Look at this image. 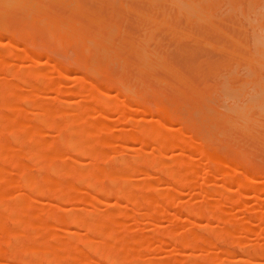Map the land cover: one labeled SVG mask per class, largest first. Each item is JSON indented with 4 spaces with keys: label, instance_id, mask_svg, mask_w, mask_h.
Segmentation results:
<instances>
[{
    "label": "rangeland",
    "instance_id": "obj_1",
    "mask_svg": "<svg viewBox=\"0 0 264 264\" xmlns=\"http://www.w3.org/2000/svg\"><path fill=\"white\" fill-rule=\"evenodd\" d=\"M1 1H2V5H4L3 4L4 0H1ZM20 1H22L20 3L21 7L18 6L20 4H18L17 2H15L13 0H11V1L6 0V2L9 3L8 4L9 7L6 5H4L6 8L3 6H0V21L3 20L2 22H0V24L2 23L3 25H5V26L0 25V31H2V32H0V41L3 40V41H1V43H4L5 45H7L6 43L12 44L13 47L16 49V51L19 50L18 47L20 45V51H18L19 53H23V52L27 53L28 50H35L34 48H36V51H37V48L39 49L41 47V45H42V47H43V45H45L44 51L45 50L46 51L45 52L42 51L43 48H42V50L39 49V51L40 52L42 51L41 52L42 54L40 53L41 56L43 55V56L47 57V59L49 61L48 62L49 65L40 64V66H38V68H42L41 70L47 71V70L51 69V68L48 69L50 67V64H55V63L58 64L59 63L58 65L64 66L68 69L69 79L67 81H64L65 82L64 89H68V90L71 89L69 91V93H67V97H69V99H70L69 100L70 103L68 104V106H70L69 108L71 110H75L80 104L84 103V100H80V98L78 97V90L74 85V84H76L75 82L78 79H82L83 77L86 79L88 77L86 79V81H88V79H89L90 80V82L88 81L89 83H91V84L94 83L93 85H96L99 87L101 85H103L102 84L103 82L101 83L97 76L94 77V75H92V72L88 71L89 74H87L86 71H81V69H83V68H81L79 66L76 67L77 66L76 64H74L76 66H73L72 63L70 62L72 59H69L68 50H70L69 51L70 58L73 57V54H74V56H76L75 58L73 57L72 62H74V61H76V58H78V59L80 58L79 57L80 56V54H79L80 50L79 49H81V51L82 50L85 51V54L87 55V57H85V60L87 61V63L89 65H94V66L98 65L96 67L101 66L100 69L98 68L102 77H103V78L102 77L101 78L106 79L107 81H109V79H111L112 81L111 80H110L111 82L109 81L110 85L113 84L112 82L120 80L127 88L130 89L131 92L134 91L133 92L134 95L136 94L138 97L139 96H141V97L145 96L143 98H145L147 100L148 104H150L151 106H153V105L160 106L158 104V102H159L162 104L163 107H166L167 109H170L172 107L169 111L170 112L174 111V112H172V114L174 113V115L176 116L173 118V120H174V123H172L173 128L176 127L175 129H177V130L179 128L180 132H181V130L183 131L184 136L187 137V135H188V137H191L192 139H196L195 141L198 140L200 142L203 138V135L206 134L204 137H206V139L208 137L211 139H209V141L202 140V142H204L203 143L204 145L210 146V148L215 150L219 155H222L223 157L229 159L228 161H234V162H238L239 164H243L242 165L243 168L250 171L254 176H256V177L259 175L263 176V178H260L261 180L259 178H253L255 181L258 182L256 185L257 189L255 188V190L250 189L249 187H247V185L236 189V186L234 187V184L233 185L228 184V185H230L228 190L231 194H234L233 196L235 198V201L234 202H220V200L215 199V198H217V196H213L212 192L224 190V187L222 184H225V183H223L225 181V179H224V177H222L221 171L220 170L219 171H213L212 170L213 171L212 174H210V172H212V171L207 173V170L205 169V167L207 166L206 162H205L206 160L202 159V158H204L202 156H201L202 158H200V156L198 157V154H197L198 152L194 151V153H191L193 155L188 154V158L189 159L191 158L190 161L191 162L193 161L194 163H196L198 161V159H199V161H198V165H196V166L192 165L193 162L191 163V165L189 167V169L191 171V173L189 174V176H190L189 181L187 183H185L184 185L171 184V187H175L176 189H178V193L180 195L176 196L177 199H174L170 204H163L159 199H156L157 206L162 205V207L164 208V210L166 212L165 218L163 216L161 219H158L157 222L151 221L152 222L151 223V222L147 221L148 219H145L143 216H141L142 215L141 212L139 210L137 212L136 208L134 209L132 204H129V203L124 204V203H122L123 201H120L119 199L115 198L114 196L95 195L94 198L96 201L88 199V201L85 200L83 202L66 201V202H57V203H55L52 200L45 199V198H32L29 201L31 203L32 207H35V208H37V207H50L53 209V204H55L58 207L56 213H58L61 216L68 215L69 213H71L73 211L81 210V211H77V213H79L81 215H86L89 218H99L102 215L112 214V213H116L117 211H120V214L115 216L114 220L121 227L120 235L122 236L124 244H123V248L118 250V254L121 255L120 258L123 260L124 264H128V263L141 264L140 262H143V261H146V262L150 261L151 263H154V260L155 261L158 260L159 264H184V262H182L181 260L183 258H186V256H191V258L193 256H194V258H196V256H199V255L212 256L211 254H213V252L216 253V255H214L215 257L217 255L220 257L221 260L219 262L222 261L226 264H238L239 263L237 261L238 258L245 259V257H246L245 255L247 253H249L248 247L251 248V246H252V247L258 249L259 247H257V246H259V244L263 245L264 244L263 243L264 242V221L263 220L260 221L261 217H259L260 216L259 213L261 214V216L264 219V193H262L264 191V148H263L264 147V144H263L264 143V138H263L264 137V120H262L264 118V115H263L264 114V112H263L264 107H261L260 104L258 107V103H260V102H258V100L261 101L262 106H264V102L262 101V99L264 100V92H263L264 91V89H263L264 88V85H263V81H264V79H263L264 78V69L263 68H264V66H262V65H264V57H262V56H264V54H262V51H261V48H263L262 50L264 53V44H262V43H264V38H263L264 37V17L262 18V16H264L263 15L264 14V12H263L264 11V1L263 0H229V1L228 0H215V1L214 0H189V1L184 0L186 2L185 3V2H178V1L174 0V2L176 1L175 3L178 4L177 6H179V9H177V7L173 8L172 5L176 6V4L172 3L173 1L171 2L170 0H156V1H154V0L153 1L152 0H145V1L144 0H139V1L135 0L136 2L132 1V0H123V1L122 0H107V1L106 0H103V1H101V0H96V1L95 0H90V1L89 0H69V2H71V4L64 3V2H67V0H63V1L60 0L63 3H61L59 0H57L59 2H56L55 0H53L56 3L53 2L52 0H18V2H20ZM167 1L169 4L167 3ZM190 1H192L194 4L199 3L198 6H200L201 8L198 7L197 5H193V3ZM203 1H204V3H206V5L203 4ZM227 1H228V3L230 2L229 4L233 7V9H231V6L228 5ZM261 1L263 2V5H262ZM34 2H35V4H34ZM75 2H76V4H75ZM154 2H155V4H154ZM200 2H202V3L200 4ZM90 3H92V4H90ZM100 3H101V5H100ZM223 3H225V4H223ZM250 3H251V5H250ZM14 4H16V5H14ZM22 4H24V5H22ZM32 4H34L35 6H32ZM61 4L64 6H62ZM106 4H107V6H106ZM128 4H130V5H128ZM151 4H153L154 6ZM170 4H172V5H170ZM187 4H189V5L187 6ZM254 4H256V5H254ZM25 5H27V7ZM40 5H43L44 7L45 6L46 7L43 9V7ZM67 5L68 6H71V5L76 6V8H74V9H76V11L75 10L71 11V9H73L72 7H69L70 9L69 8L64 9L65 6H67ZM119 5L124 6L126 9L124 7L121 8ZM243 5H245V6H243ZM10 6L11 7L13 6V8H11ZM30 6H32V7H30ZM39 6L41 9L39 8ZM60 6H62V7H60ZM193 6L195 8L197 7L198 12H197V9H195ZM14 7H16V8H14ZM86 7H88V8H86ZM98 7H99V9H98ZM116 7H117V9H116ZM180 7H181V9H180ZM243 7H244V9H243ZM9 8H11L13 10H11ZM31 8H33V10H35V8H37L36 9L37 12H35L36 10L34 12L31 11L32 10ZM100 8H101V10H100ZM110 8H111V10H110ZM127 8L129 10L130 9L131 10L129 11ZM260 8H261V10L258 11V9H260ZM25 9H26V13L24 11ZM77 9H78V11H77ZM97 9H98V11H97ZM167 9H168L169 13H167V11H166ZM86 10H87V12H86ZM89 10H90V13H89ZM93 10L96 12H94ZM125 10H127V11H125ZM171 10H172V12H171ZM177 10H178V12H177ZM241 10H242V14L244 15V17L245 16H247V17H245V18L243 17V15L241 14ZM246 10H247V12H246ZM248 10L250 13H248ZM132 11H135L137 14L135 12L134 13L136 15L133 14ZM199 11H201V13H203L202 11H204L205 16L202 15ZM232 11L234 12L236 17H238V18L240 17V18L236 19L233 16L234 14H232L233 13ZM237 11L239 12L240 16L238 15ZM255 11L257 12V14H255L256 13ZM140 12H142L141 13L142 15L140 14ZM152 12H154V13H152ZM194 12H195V16L198 15V16H201V18L199 17L200 18L199 19L197 17V19H194L195 18V16L193 15ZM207 12H209L212 17ZM216 12H217V15L215 16ZM2 13H3L4 17L2 16ZM31 13H33V14H31ZM206 13L210 17L209 19H212V20H208V18L205 19L207 16ZM227 13H228L229 17L224 16V15H227ZM258 13L261 14L262 16L258 15ZM6 14H7V16H5ZM81 14H82V16H81ZM93 14H94V16H93ZM118 14H119V16H118ZM126 14H128V16ZM253 14H255V15H253ZM30 16L32 18L31 21L29 20ZM120 16H121V18H120ZM178 16H180V17H178ZM186 16L190 17V18L192 16V19L189 20ZM256 16H257V18H256ZM100 17H102V18H100ZM142 17H144V19H142ZM147 17H149L150 20H153L154 22L156 21V23H154V25H153V21L150 22V20L147 19ZM218 17H220L222 19H220ZM103 18H104V20H103ZM26 19H28V21H30L29 23H30V26H32V27L26 26V25H28V21ZM43 19L44 20L47 19V20H45V22H44ZM201 19L205 20V22L211 21V24L216 26L215 27L216 29L218 27L219 30H214L215 28H212V26L209 25L210 22H208V23L206 22L204 25V21L202 22ZM39 20H43V21H39ZM59 20H61V21H59ZM101 20H103V22ZM147 20H148V22H147ZM198 20H200V21H198ZM216 20H218V21H216ZM219 20H220V22H219ZM38 21L42 22V23H38V25H37ZM158 21H159V24L162 22H163V24L166 23L165 24L166 26L162 24L165 27H163L161 25L162 27L160 28V25L157 23ZM196 21H198V22L196 23ZM35 22H36V24H35ZM97 22H99L100 25H96ZM238 22H240V23H238ZM258 22H261V23H259V25H257ZM54 23H56V24H54ZM63 23H64V25H63ZM77 23H78V25L76 26ZM251 23L255 24V25H252ZM9 24H11V25H9ZM46 24H48V25H46ZM68 24H69V27H68ZM70 24H71V26H70ZM112 24H114V25H112ZM39 25L40 26L43 25L42 27L45 26L44 31L47 32V35H46V33H45V35L42 34L43 31L41 29H43V28L40 29V27H38V28H39V31L40 30L41 31L38 34V31H37L38 28L36 30V27ZM49 25H51V26L53 25L54 27H56V25H58L56 27V30L57 31L60 30V33L61 34L63 33V36L74 35L73 36L74 39L72 37H70L74 40V42L76 40H79L80 37L84 34H85L84 36L87 37L90 42L88 43L87 39H84V41H82L83 43L79 45L80 47L76 46L79 49H76L74 46H73L74 48L71 46V44L73 43V40L69 39V41H68V43H70L69 46L67 45L66 48H63V47H65V44H64L65 42L64 43L62 42L64 45L62 43L60 44L49 36L48 30H47V26L49 27ZM60 25H62L61 26L62 28L60 27ZM169 25H170V27H168ZM240 25H241V28H240ZM247 25H248V29H247ZM250 25L252 26L253 29L251 28ZM256 25L258 26V28L256 27ZM51 26H50L51 29H55V28H53V26L52 27ZM113 26L115 27V31L111 30L112 28H114ZM137 26H139V29ZM249 26H250V28H249ZM70 27L72 29H70ZM107 27H109V28L106 29ZM259 27H261L262 29L260 30ZM23 28L24 29L28 28V30H24ZM65 28H67V29L65 30ZM101 28H102V30L100 31ZM117 28H118V30H116ZM171 28H173V29H171ZM243 28L245 29V32H244ZM255 28H257V29H255ZM29 30H31L32 32ZM78 30H79V32H78ZM151 30H152V32H151ZM154 30H155V32H153ZM221 30L223 31V34H221L222 33ZM251 30H252V32H251ZM259 30H260V32H258ZM262 30H263V35H261ZM11 31H13V33ZM24 31L26 34H24ZM72 31L75 32L76 36H75V34H72ZM131 31H132V33H131ZM146 31H148V32H146ZM218 31H221V32L219 33ZM20 32H21V34H19ZM33 32L38 34V36H40V34H42L40 36V39L38 36L36 37V34L34 36ZM65 32H67V34ZM122 32L125 35H123ZM182 32H184V34H182ZM253 32H255V33H253ZM5 33H7L8 35ZM29 33H31V34H29ZM69 33H71V34H69ZM227 33H228L227 36H230L232 40L238 42V45H239V43L241 45H243L244 49L242 46L241 47H240V45L237 46L236 45L237 43L228 39V37L225 36V34H227ZM12 34H14V35H12ZM117 34H118V36H117ZM101 35H103L104 39L99 38ZM13 36L15 37V39ZM78 36H80L79 39H77ZM260 36L262 39L259 38ZM149 37H150V41L152 40L151 43L147 41V39H149ZM27 38H30L27 40L28 41L27 43L31 46L32 49L29 48L30 46L28 47L27 43H24ZM31 38H33V39H31ZM105 38H106V40H105ZM182 38H184V39H182ZM43 39H44V41H43ZM97 39H99V40H97ZM141 39H143V40H141ZM20 40H22V41H20ZM121 40L124 42H122ZM262 40H263V42H262ZM10 41H12V42H10ZM103 41H105V42L107 41L106 42L107 44H105V42H103ZM145 41L148 42V44L147 43L143 44V42L145 43ZM13 42L16 44H13ZM21 42H23V43H21ZM53 42L55 45L53 44ZM79 42H80V40H79ZM108 42L110 45H108ZM158 42H159V44H158ZM68 43H66V44H68ZM93 43L99 44L104 48L98 47L95 44L93 47L92 46ZM138 43L140 44V46ZM205 43H208L207 44L208 46H206ZM51 44H53L54 46L53 45L50 46ZM88 44H89V46H87ZM14 45H16V46H14ZM26 45H27L28 49H27ZM72 45H74V43ZM82 45L84 48L82 47ZM123 45H125V46H123ZM216 45L219 46L220 48H217ZM47 46H49L48 51H49L50 55L47 54L48 51H47V48H45ZM60 46H62V47H60ZM91 46H92V48H91ZM210 46H212L213 48L210 49L209 48ZM8 47L9 46H3L0 49H3V48L8 49ZM56 47L58 48V52L60 50H63L61 53H63L66 49L67 52L65 51L66 54H65V52H64V54L67 56L64 55L65 57L64 56L62 57L63 54H61L60 52L57 53V55H54L56 53V51H55V49H57ZM96 47H98V49H101V51H103V52H101L102 53L101 56L94 57V52H96L95 50H97ZM245 47L248 49L246 50ZM257 47H258V49H257ZM141 48H142V50H141ZM151 48H153L154 52L152 50H150ZM93 49H95V50H93ZM103 49H105V50H103ZM120 49H122V51ZM127 49H129V50H127ZM86 50H89V51L86 52ZM130 50H131V52H130ZM256 50H258V52ZM51 51H53V52L51 53ZM106 51L109 55L106 54V56H105L106 59H105V58H103L104 57L103 54ZM227 51H229V52H227ZM156 52H157V54H155ZM113 53H114V55H113ZM143 53L144 54L147 53V54L143 55ZM149 53H150V55H149ZM232 53H234V55ZM77 54H78V56H77ZM138 54H140V56H137ZM254 54H259L258 57H260V58L256 57L257 55H254ZM261 54H262V56H261ZM252 55H254V58ZM43 56L41 58H39V61L41 63H42V61L43 62L47 61V59L45 57L43 58ZM56 56H58V57L56 58ZM107 56L109 58L111 57L110 58L111 61L107 58ZM143 56H144V58H143ZM238 56L239 57L242 56V58H239ZM91 57H92V59L90 60ZM138 57L141 58L143 61L141 59H139ZM158 57H159V60H161V58H162V62L158 60ZM113 58L115 59L114 61H113ZM243 58L244 59L246 58L247 60H243ZM52 59H53V63H52ZM116 59H118V60H116ZM119 59L121 61H119ZM146 59H147V61H146ZM249 59H251L250 60L251 62L248 61ZM259 59L263 60V63ZM61 60H63L64 63ZM68 60H70V61L68 62ZM149 60H151L152 62ZM103 61H104V63H103ZM139 61H141V63ZM66 62H67V64H66ZM145 62L147 63L148 67H152L153 71L151 69H149L147 66H145L146 65ZM28 63L29 62L20 63L17 60H9V69L13 73H14L15 69H19V71H22V69H20V67H24L25 64L28 66L29 65ZM258 63L262 64V65H258ZM247 64H248L250 70L248 69ZM26 65H25V67H26ZM236 65H238V67H235ZM256 65L259 66L260 68H258ZM108 66L110 68H108ZM142 66H143V68H142ZM158 66H159V68L157 69ZM120 68H121L122 72H121V70H119ZM144 68H146V69H144ZM164 68H165V70H164ZM136 69H138V70H136ZM168 69H169V71H166ZM224 69H225V71H224ZM241 69H243L244 73H242L243 71ZM247 69L249 72L250 71L251 72L247 73L246 72ZM261 69H263V70H261ZM70 70H72V71L70 72ZM83 70H85V69H83ZM112 70H114V71H112ZM76 72H78V73H76ZM168 72H170V74ZM223 73H225V74H223ZM246 73L248 76L251 75V73H252L253 75L256 76V78L252 77V76H251L252 78L250 76H249V78H247L248 76L246 75ZM231 74H235L236 76L231 77ZM52 75L53 74H51V72L49 75H48V73L46 74V76L50 77L51 82L56 81L58 78L55 76H52ZM134 75H135V77H134ZM221 76H222L221 79H223V80L220 79ZM223 76H227V77H223ZM228 76H230L231 78ZM106 77H108L109 79ZM151 77H153L152 80H151ZM243 77L247 78L246 81H245V78H243ZM0 78H1V76H0ZM227 78L229 81L227 80ZM250 78H251V80H250ZM2 79H4V78H2ZM5 79H6V77H5ZM7 79H8V77H7ZM73 79H75V80L77 79V80L73 81ZM213 79L215 82H212ZM82 80H84V79H82ZM158 80H160L161 82H159ZM226 80L228 81L229 84L227 83ZM132 82H134V83H132ZM184 82H185V84H183ZM250 82H251V84H250ZM100 83H101V85H100ZM243 83H244V85L239 86L240 84H243ZM245 83H248V84H245ZM252 83H254V84H252ZM255 83H256V86L253 87L255 85ZM106 84L108 85V82ZM140 84H142V85H140ZM147 84H148V86H147ZM221 84L223 85V87ZM107 85L101 86L102 87L101 93H103V92L109 93V95L112 93L113 96H115V97L117 96V94H119L117 97L119 100H126V101H129L131 103V105L133 104L132 97L130 100L129 99L130 97H128L127 95H124V93L122 92L125 88H123V87L120 88V87H117L113 84V86L115 88L112 87V89H111L109 87L110 85H108V86ZM129 85L131 86V88ZM168 85H170V86H168ZM184 86H185V88H184ZM262 86H263V88H262ZM229 87H231L230 88L231 90H227ZM20 88H21L20 85L17 84V90H20ZM252 88H254V90ZM131 89H133V90H131ZM213 89H215V90H213ZM233 89H235V90H233ZM236 89H238L240 91L238 92V90H236ZM248 89H249V91H248ZM250 89H251V92H250ZM258 89H259V91H258ZM113 90L114 91L116 90V91L114 92ZM222 91H223V94H222ZM254 91L256 93H254ZM196 92L200 98L197 96ZM199 92L202 94H200ZM241 92H243L242 93L243 96H242ZM47 93L45 92V94H44V92H43V95H41L42 93H40L39 96H38V94H33V96L30 97L29 99L20 101V104L28 106L31 104L33 105L35 103H38L41 100L43 101L44 95L47 94L46 97L48 95H50L49 92H47ZM179 93L183 94V97L182 96L180 97ZM210 93H212V94H210ZM253 93H254V96H253ZM120 94L123 97H120ZM208 94H209V97H208ZM239 94H241V96ZM155 95L158 97L157 100H156V98L155 99L153 98V97H156ZM260 95H263V96H260ZM52 96H53V94H51V96H48V97H52ZM149 96H151V97H149ZM42 97H43V99H41ZM147 97L151 98L152 101L154 102V104H153V102L150 103L151 99H147ZM204 97L205 98L207 97L206 98V100H208L206 102L207 105L205 103L206 100ZM214 97H216V100L214 99ZM241 97H243L245 99H243ZM120 98H122V99H120ZM165 98H166V100H165ZM248 98H249V100H248ZM250 98H252V99H250ZM163 99L165 101H168V103L166 102L167 103L166 104L165 102H163ZM169 99H170V102H169ZM179 99H181V100H179ZM212 100H213V102H212ZM247 100H248V102H247ZM208 103H211L212 105L209 104V106H208ZM224 103L228 107L226 105H222ZM249 103L253 104L254 109L251 108L252 105H249ZM168 104L170 106H167ZM197 104H198V107H197ZM213 104H215V106ZM184 105L188 106V107H185ZM200 105L202 107L204 105L205 106L202 108ZM242 105H244V106L242 107ZM245 105H246V107H245ZM221 106H223V107H221ZM249 106H250V108H249ZM183 107H185V108H183ZM206 107H208V108H206ZM240 107H242V108H240ZM183 109H184V111H187L188 114H184L185 112L183 111ZM190 109H192V110H190ZM210 109H212L214 111H212ZM229 109H231V111ZM256 109H257V111H256ZM123 110L128 111V113H130L127 107H123ZM241 110H242V112H240ZM246 110H247V112H245ZM189 111H191V112L189 113ZM195 111H197V112L195 113ZM180 112H182L183 114ZM204 112L206 113L205 115H204ZM258 112L259 113L262 112L261 113L262 115L260 116ZM3 113L8 114L9 112H8V110H6V111H3ZM110 114H108L107 120H104V122L106 123L107 131H109L108 133L109 134L111 133V137L113 139L111 138V141L107 146L98 147L97 145H95V148L97 150V154L94 156L93 160L90 161L86 157H80L79 156L75 160L76 163H78V164L75 163L76 165H74V166L72 165L70 168L66 164L67 160L64 161V158L66 156H68V152L61 151V149H59L57 147V145L54 143L55 133L53 134L50 132H43L42 134L36 135V133H35V134H33V136H29L28 130H21L20 128L19 129L14 128L10 132L1 131V137L3 140H5L7 142H11V141H13V139L15 140L18 136H27L28 139L33 140V141H31V144H33L32 146H33L34 150L37 151L36 157H38L39 154L44 153L46 156L44 158L45 162L47 163V165H49L53 169H59L60 171H63V170H69V169L73 170V168H75L76 170H78V169L84 168V165L86 163L91 162L94 164L93 165L94 170H95L94 172L97 176L100 175L102 172H106L107 175H111L114 178L122 179L121 182L117 183V185L119 187L124 186L127 181H133V182L143 181L145 183H148V185L150 186V189H152V187H153V189H158V190L161 187H163V189H165V187H167V184L163 183L164 185H162V184H160V182H158V183L155 182L156 181L155 177L158 176L159 178H161L162 175L160 176V174H158V172H156L155 170L142 169L137 164L138 159L136 156L139 155V153H140L139 156H142V157L143 156L151 157L152 155H157V151H156L155 147L152 144H150V145L143 146V147L139 148L140 145H138V143H135V142L133 143L132 141L126 142L125 140H121V139L117 138L119 136V134H121V131L130 132V128L132 131L133 127H131V126H134V124L133 125H130V124L132 123L133 120L140 119L141 116L140 115L137 116V113H135L133 116L134 119H132L130 121V123H127V119H125L126 120V122H125L121 117L117 118L115 116V114L114 115L113 114L110 115ZM199 114H201V115L203 114L205 117L202 116L203 117L202 118L201 115H199ZM218 114H222L223 117L221 115H218ZM244 114H246V116H244ZM218 116H221V117H219V119H218ZM224 116H226V119L224 118ZM254 116H255V118H254ZM183 117H185L186 119L185 118L183 119ZM194 118L195 119L198 118V119H196L197 121L194 120ZM246 118H248L249 120H247ZM41 119L42 118L40 116H37V115L31 116L30 119L26 118V120L29 122V124H32V125L35 123H37V124L40 123ZM145 119H146V123H148V124H155L156 121L158 120V118L153 114L145 117ZM179 119H183L184 121H181ZM220 119H223V120L220 121ZM53 120L55 122H59V123L63 122V119H61V118L60 119H53ZM99 120H100V118H97L95 114H89V116L84 118V121L75 120L73 122V124L74 125L79 124L83 130H86L85 129L86 124L96 123ZM202 120H204V121H202ZM227 120L229 121L230 124H231V122H233V124H234V122H236L238 124H236V126L235 125L227 126L229 124V123L225 122ZM230 120H231V122H230ZM251 120H254V122L253 121L249 122ZM183 122H184V124H182ZM259 122H261V123H259ZM133 123H134V121H133ZM251 123L253 124V126H251ZM239 125H241L244 129L246 128L245 131L248 130V133H247V131L246 132L242 131L244 129H242L241 126H239ZM202 127H203V130H205L204 132L201 130ZM233 127H235V128H233ZM237 127L240 128V130ZM214 128L217 130V132L214 131L215 130ZM190 130L191 131L193 130L194 132H191ZM186 131L188 132V134H186L187 133ZM201 131L204 134H202ZM206 131H209V133H210V131H213V132L210 133L209 136H207L208 132H206ZM88 132H89L88 133L89 139H96V137L102 136L104 133L103 130H98V128L91 129ZM174 132H176V131H174ZM223 132H224V134H222ZM197 133L201 134L202 136H199V134H197ZM220 133H221V135H220ZM249 133L251 135H249ZM256 133L259 135H257ZM117 134H118V136H117ZM218 134L220 137L218 136ZM261 134H263V135H261ZM231 139H233L234 141ZM114 141H115V143H114ZM224 146H226L227 148L222 150V148H224ZM124 147L126 149H124ZM250 149H252V151ZM239 152H241L242 154H240ZM135 153H137L136 156H135ZM180 153H181V151L178 148L173 149V150L172 149L171 150H162V152L159 155H157V157L161 161L168 162V161H172L175 158L176 159L179 158L181 156V155H179ZM230 153H233V155H235V156L241 155L240 159L237 160L238 157L234 158L233 156H231L232 158L229 157ZM13 154L19 158V161L23 164V166L29 167V169H31L30 165H32V162L35 160L34 158L26 159L25 157L27 155L24 154L23 151L17 150V149L13 151ZM51 154H55V156H56L55 161L50 159ZM242 155L245 157H243ZM192 157L195 158V160ZM244 158L248 159L251 165ZM200 160H202V161H200ZM4 162H7V160ZM201 162L204 163V165ZM246 164H249L248 165L249 167ZM166 167H170V165H166ZM209 169L210 168H208V171H209ZM223 171H226V170H223ZM229 172L231 173V170ZM240 172H238V174H240L239 176H241V177H239L238 175L237 176L241 179L242 178L246 179V177L243 176L244 174L242 175ZM45 173L48 174L49 172L47 171ZM9 174H11V176L13 175L14 179H17V180L22 179L21 177L16 175L11 164L3 163L2 170L0 171V178L5 176V175H9ZM231 174H233V173H231ZM221 177L224 180H222ZM245 179H243V181ZM247 179H249V178L247 177ZM52 181H53L52 179H50V180L48 179L45 182L51 183ZM245 181H248V180H245ZM77 187L82 189L81 191H83L87 194H90L89 192H91L86 187V185H79V186L77 185ZM137 187L138 186H134L131 188L132 193L137 198L142 199L143 197H147L149 195L151 196V193L148 192L147 190H143V189L137 188ZM161 190H162V188L160 189V191ZM257 191H259V192H257ZM19 192H20V185L17 182V183L12 184L9 187L3 189L2 193L0 192V194H2L4 197H9L12 200V199H15V197L19 194ZM230 193L228 195H230ZM236 194H237V196H235ZM4 199H6V198L0 199V209H1L2 205L4 206L5 204H7V202ZM178 201L180 202L179 204H178ZM176 204H177V206H176ZM180 204L181 205H184V204L196 205L197 204V206H199L201 204H206L208 207L216 206L222 210L223 215L225 217V221L223 223H221L215 219L197 217L199 220L194 221V222H197V224L194 225V223L190 219V216L187 217V215H184L180 211V209H179ZM132 209L135 210L136 214L131 215L130 210H132ZM54 211H55V209H53V212ZM143 212H144V210H143ZM127 216H130V217H127ZM258 217L260 220L258 219ZM39 218L42 220H45V219H47V216L39 215ZM188 219H190V222H189L190 225L188 224ZM197 225H198V228L196 227ZM190 226H192V228L194 230H196L198 233H205L206 231L217 232L220 229H224V228H231V229L235 228V229L239 230L238 234L240 232V234L239 235L237 234L238 236H236V237L238 238V241L240 243H242L241 245H243L244 247L243 246L242 247L245 249H244V251H241L238 248H236L235 246L228 245L225 242L216 241L215 242V245L217 244L216 248H217L218 244H220L222 246L219 245L218 249H224V248L229 249L230 251H232V254L226 255V254H221L219 251L216 252V250H218V249H215V251H214V249H212L213 246L210 248L208 246L204 247L202 251H199L200 252L199 253L198 249L196 251V250L189 249L187 247L178 248L170 240H169L170 241V244H169L170 247H169L168 244L166 245V243L169 241H166L167 238H165V237L158 238L160 241L162 240V243L156 242L155 240L151 239L152 237L154 238L156 236V234L160 231H161L160 234L161 233L164 234L166 232L171 231L173 233V235L179 236V234L180 235L184 234L186 229L191 228ZM242 226L244 227V229H242L243 228ZM16 227H17L16 224L11 225L12 229H15ZM51 227H53V229H60L61 231L62 230H67L69 232L71 231L70 234L68 232V234L70 236H74L75 238H86L89 240H92L93 238L95 239V237H97L99 234H101V230L87 236V235H84V233H85L84 231H83L84 232L83 233L81 229L74 228V227L69 228V229H65V228H63L57 224H54ZM65 234H67V233L64 231L63 233H61L58 236V238L60 240H63V238L66 237ZM68 234H67V236H68ZM92 241H94V240H92ZM145 242L148 243V246L143 248L142 244ZM225 244H227V245L225 246ZM228 246H230L231 248H229ZM258 250H259V252H258ZM258 250H257L258 253L251 252V251H253L252 248L249 250L251 252V253H249L250 254L249 261L252 262L253 264H264V256L260 254V252H262L263 249L259 248ZM8 251H10V248L8 249ZM87 258L90 259V261H91L90 264H105L104 261L94 259V257L91 254H88ZM8 264H11V263H8ZM65 264H70V263L65 262Z\"/></svg>",
    "mask_w": 264,
    "mask_h": 264
},
{
    "label": "bare ground",
    "instance_id": "obj_2",
    "mask_svg": "<svg viewBox=\"0 0 264 264\" xmlns=\"http://www.w3.org/2000/svg\"><path fill=\"white\" fill-rule=\"evenodd\" d=\"M1 1V0H0ZM11 1V0H10ZM15 2H17L18 4H20L22 1L18 2V0H13ZM53 1V0H52ZM56 2H59L57 0H55ZM53 1V2H55ZM63 1V0H62ZM90 1V0H89ZM96 1V0H95ZM103 1V0H101ZM107 1V0H106ZM123 1V0H122ZM132 1H135V0H132ZM139 1V0H137ZM145 1V0H144ZM153 1V0H152ZM156 1V0H154ZM172 3H175L176 1L178 2H185L184 0H176L174 2V0H170ZM189 1V0H188ZM215 1V0H214ZM229 1V0H228ZM227 1V3H228ZM264 1V0H263ZM4 5L8 6L9 7V3L6 2V0L3 1ZM46 2V1H45ZM55 2V3H56ZM61 2V1H60ZM77 2V1H76ZM75 2V4H76ZM94 2V1H93ZM131 2V1H130ZM136 2V1H135ZM148 2V1H147ZM151 2V1H150ZM177 2V3H178ZM192 2V1H190ZM210 2V1H209ZM250 2V1H249ZM7 3V4H6ZM29 3V2H28ZM63 3V2H61ZM64 3H69L71 4V2H69V0H67V2H64ZM168 3V1H167ZM166 3V4H167ZM186 3V2H185ZM193 3V2H192ZM202 2H200L201 4ZM230 3V2H229ZM228 3V5H230ZM262 5H263V2L261 1ZM0 6H3L5 7L4 5H2V1L0 2ZM11 4V3H10ZM35 4V2H34ZM34 4H32V6H35ZM53 4V3H52ZM92 4V3H90ZM155 4V2H154ZM160 4V3H159ZM169 4V3H168ZM167 4V5H168ZM176 4V3H175ZM203 4L206 5V3H204L203 1ZM225 4V3H223ZM247 4V3H246ZM16 5V4H14ZM13 5V6H14ZM24 5V4H22ZM28 5V4H27ZM27 5H25L27 7ZM62 5V4H61ZM101 5V3H100ZM115 5V4H114ZM130 5V4H128ZM153 5V4H151ZM164 5V4H163ZM162 5V6H163ZM172 5V4H170ZM178 4H176V6L172 5L173 8L177 7V9H179V6H177ZM182 5V4H181ZM189 4H187L188 6ZM193 5H199V3H196ZM227 5V4H226ZM251 5V3H250ZM256 5V4H254ZM13 6L11 8H13ZM19 7H21V4L18 5ZM17 6V7H18ZM30 6V7H32ZM43 7V9L46 7H44L43 5H40ZM39 6V8H40ZM64 6V5H62ZM60 6V7H62ZM107 6V4H106ZM110 6V5H109ZM108 6V7H109ZM121 8L124 7V6H121L119 5ZM154 6V5H153ZM171 6V7H172ZM213 6V5H212ZM231 6V5H230ZM241 6V5H240ZM239 6V7H240ZM245 6V5H243ZM7 7V8H8ZM29 7V8H30ZM69 7H72L73 9H71V11H76V6H65L64 9L66 8H69ZM78 7V6H77ZM191 7V6H190ZM194 7V6H193ZM200 7V6H198ZM207 7V6H206ZM226 7V6H225ZM256 7V6H255ZM6 8V7H5ZM9 8V9H11ZM16 8V7H14ZM25 8V7H24ZM34 8V7H33ZM33 8H31L32 10L31 11H35L37 8H35V10H33ZM88 8V7H86ZM125 8V7H124ZM153 8V7H152ZM165 8V7H164ZM189 8V7H188ZM195 8V7H194ZM201 8V7H200ZM227 8V7H226ZM230 8V7H229ZM235 8V7H234ZM238 8V7H237ZM241 8V7H240ZM8 9V10H9ZM41 9V8H40ZM48 9V8H47ZM46 9V10H47ZM70 9V8H69ZM99 9V7H98ZM97 9V11H98ZM113 9V8H112ZM117 9V7H116ZM126 9V8H125ZM128 9V8H127ZM169 9V8H168ZM168 9L166 10L167 13L168 12ZM172 9V8H171ZM181 9V7H180ZM193 9V8H192ZM197 9V7L195 8ZM194 9V10H195ZM217 9V8H216ZM224 9V8H223ZM231 9H233V7L231 6ZM244 9V7H243ZM5 10V9H4ZM13 10V9H11ZM22 10V9H21ZM101 10V8H100ZM111 10V8H110ZM129 10V9H128ZM131 10V9H130ZM129 10V11H130ZM137 10V9H136ZM135 10V11H136ZM158 10V9H157ZM156 10V11H157ZM173 10V9H172ZM171 10V12H172ZM202 10V9H201ZM261 10L258 9V11ZM3 11V10H2ZM25 13H26V9L24 10ZM41 11V10H40ZM70 11V12H71ZM78 11V9H77ZM84 11V10H83ZM94 11V10H93ZM119 11V10H118ZM127 11V10H125ZM135 11H132L133 14H135L136 12ZM221 11V10H220ZM223 11V10H222ZM251 11V10H250ZM30 12V11H29ZM37 12V10L35 11ZM87 12V10H86ZM96 12V11H94ZM103 12V11H102ZM110 12V11H109ZM135 12V13H134ZM158 12V11H157ZM178 12V10H177ZM197 12H198V9H197ZM201 13V11H199ZM203 13H201L202 15H204V11H202ZM210 12V11H209ZM207 12V13H209ZM219 12V11H218ZM233 12V11H232ZM238 12V11H237ZM247 12V10H246ZM254 12V11H253ZM256 12V11H255ZM264 12V11H263ZM4 13V12H3ZM3 13H2V16H3ZM45 13V12H44ZM53 13V12H52ZM82 13V12H81ZM89 13H90V10H89ZM88 13V14H89ZM93 13V12H92ZM142 12H140L141 14ZM154 13V12H152ZM190 13V12H189ZM206 13V15L208 16V14ZM226 13V12H225ZM229 13V12H228ZM228 13L227 15H224V16H228ZM236 13V12H235ZM248 13L249 10H248ZM262 13V12H261ZM9 14V13H8ZM33 14V13H31ZM41 14V13H40ZM95 14V13H94ZM93 14V16H94ZM137 14V13H136ZM135 14V15H136ZM197 14V13H196ZM210 14V13H209ZM234 14V12L232 13ZM241 14H242V10H241ZM257 14V12L255 13ZM253 14V15H255ZM112 15V14H111ZM128 16V14H126ZM142 15V14H141ZM144 15V14H143ZM147 15V14H146ZM179 15V14H178ZM187 15V14H186ZM193 15L195 16V12L193 13ZM217 15V12L215 14V16ZM238 15H239V12H238ZM243 15V14H242ZM241 15V16H242ZM252 15V14H251ZM258 15H261L258 13ZM257 15V16H258ZM264 15V14H263ZM7 16V14L5 15ZM29 16V15H28ZM38 16V15H37ZM82 16V14H81ZM119 16V14H118ZM188 16V15H187ZM186 16V17H187ZM205 16V15H204ZM205 19L208 18V20H212V19H209L210 17L208 16ZM211 16V14H210ZM222 16V15H221ZM220 16V17H221ZM236 19H239L238 17L235 16V14L233 15ZM240 16V15H239ZM256 16V18H257ZM262 16V15H261ZM4 17V16H3ZM139 17V16H138ZM168 17V16H167ZM180 17V16H178ZM197 17L201 18V16H195L194 19H197ZM212 17V16H211ZM214 17V16H213ZM218 17V18H220ZM229 17V16H228ZM244 17V15H243ZM242 17V18H243ZM247 17V16H245ZM244 17V18H245ZM249 17V16H248ZM254 17V16H253ZM264 16H262L263 18ZM27 18V17H26ZM29 18V17H28ZM102 18V17H100ZM121 18V16H120ZM164 18V17H163ZM162 18V19H163ZM169 18V17H168ZM189 20L192 19V16L191 18L190 17H187ZM186 18V19H187ZM199 18V19H200ZM215 18V17H214ZM213 18V19H214ZM226 18V17H225ZM255 18V17H254ZM7 19V18H6ZM53 19V18H52ZM99 19V18H98ZM119 19V18H118ZM135 19V18H134ZM142 19H144V17H142ZM147 19L150 20L149 17H147ZM222 19V18H220ZM235 19V20H236ZM250 19V18H249ZM259 19V18H258ZM5 20V19H4ZM28 21V19H26ZM30 21L32 20L31 16H30ZM44 20V19H43ZM43 20H39V21H43ZM47 20V19H45ZM44 20V22H45ZM71 20V19H70ZM88 20V19H87ZM90 20V19H89ZM100 20V19H99ZM104 20V18H103ZM103 20H101L103 22ZM111 20V19H110ZM117 20V19H116ZM155 20V19H154ZM202 22L204 21V25L205 23L207 22H210L209 25L212 26V28H215L216 26L212 25L211 24V21H206L201 19ZM215 20V19H214ZM3 21V20H2ZM0 21V22H2ZM30 21H28V25H26L27 27H32L30 26ZM35 21V20H34ZM37 22V25L38 23H42V22ZM49 21V20H48ZM61 21V20H59ZM91 21V20H90ZM93 21V20H92ZM127 21V20H126ZM125 21V22H126ZM153 21V20H150V22ZM171 21V20H170ZM188 21V20H187ZM200 21V20H198ZM196 21V23L198 22ZM218 21V20H216ZM253 21V20H252ZM6 22V21H5ZM43 22V23H44ZM56 22V21H55ZM63 22V21H62ZM114 22V21H113ZM120 22V21H119ZM118 22V23H119ZM123 22V21H122ZM148 22V20H147ZM220 22V20H219ZM263 22V21H262ZM53 23V22H52ZM71 23V22H70ZM101 23V22H100ZM154 23H156V21L154 22L153 21V25ZM159 24V21L157 22ZM201 23V22H200ZM224 23V22H223ZM240 23V22H238ZM247 23V22H246ZM257 23V22H256ZM259 23L261 22H258L257 25H259ZM36 24V22H35ZM45 24V23H44ZM43 24V25H44ZM49 24V23H48ZM46 24V25H48ZM56 24V23H54ZM93 24V23H92ZM108 24V23H107ZM106 24V25H107ZM110 24V23H109ZM163 22L160 23V28L165 25L166 23H164L163 25ZM225 24V23H224ZM248 24V23H247ZM252 24V23H251ZM2 26H5L3 25L2 23L0 24ZM8 25V24H7ZM11 25V24H9ZM43 25H39L36 27V30L38 27L43 28L41 29L43 32L42 34L47 35V32H45V26L42 27ZM64 25V23H63ZM78 25V23L76 24V26ZM96 25H100L99 22L96 23ZM105 25V26H106ZM114 25V24H112ZM162 25V26H161ZM208 25V24H207ZM252 25H255V24H252ZM256 25V27L258 28V26ZM51 25H49V27L47 26V30H48V33H49V36L54 39L55 41H57L58 43H64L65 44V47L63 48H66V46L70 43H68L69 39H72L74 35L72 36H63V33L61 34L60 33V30H56V27L58 25H56V27H54L53 25V28L55 29H51L50 28ZM51 26V27H52ZM62 25H60L61 27ZM71 26V24H70ZM166 26V25H165ZM163 26V27H165ZM232 26V25H231ZM251 26V25H250ZM249 26V28H250ZM15 27V26H14ZM35 27V26H34ZM33 27V28H34ZM67 27V26H66ZM68 27H69V24H68ZM111 27V26H110ZM114 27V26H113ZM138 29H139V26H137ZM170 27V25L168 26ZM233 27V26H232ZM8 28V27H7ZM62 28V27H61ZM109 27H107L106 29H108ZM149 28V27H148ZM240 28H241V25H240ZM252 28V26H251ZM255 28V29H257ZM24 29V28H23ZM35 29V28H34ZM67 28H65L66 30ZM70 29H72L70 27ZM74 29V28H73ZM111 29V28H110ZM137 29V30H138ZM141 29V28H140ZM144 29V28H143ZM173 29V28H171ZM247 29H248V25H247ZM253 29V28H252ZM259 29L261 30L262 28L259 27ZM16 30V29H15ZM21 30V29H20ZM24 30H28V28L24 29ZM40 30V31H41ZM62 30V29H61ZM102 30V28L100 29V31ZM104 30V29H103ZM111 30H114L115 31V27L112 28ZM118 30V28L116 29ZM180 30V29H179ZM214 30H219L218 27L217 29L215 28ZM240 30V29H239ZM244 32H245V29L243 28ZM260 30L258 32H260ZM31 31V30H29ZM38 34H39V28H38ZM36 31V32H37ZM69 31V30H68ZM105 31V30H104ZM108 31V30H107ZM181 31V30H180ZM179 31V32H180ZM222 31V30H221ZM221 31H218L219 33ZM2 32V31H0ZM4 32V31H3ZM6 32V31H5ZM13 33V31H11ZM19 32V31H18ZM32 32V31H31ZM79 32V30H78ZM134 32V31H133ZM148 32V31H146ZM145 32V33H146ZM152 32V30H151ZM150 32V33H151ZM155 32V30L153 31ZM217 32V33H218ZM247 32V31H246ZM252 32V30H251ZM263 35V30L261 31ZM8 33V32H7ZM5 33V34H7ZM17 33V32H16ZM28 33V32H27ZM34 33V36H35V32ZM67 34V32H65ZM123 33V32H122ZM129 33V32H128ZM132 33V31H131ZM135 33V32H134ZM144 33V34H145ZM218 33V34H219ZM255 33V32H253ZM9 34V33H8ZM7 34V35H8ZM21 34V32L19 33ZM24 34L25 31H24ZM31 34V33H29ZM38 34H36V37L38 36ZM40 34V36L42 35ZM71 34V33H69ZM72 34H75V32L72 31ZM97 34V33H96ZM95 34V35H96ZM143 34V33H142ZM165 34V33H164ZM182 34H184V32H182ZM223 34V31L222 33ZM14 35V34H12ZM43 35V36H44ZM85 35V34H84ZM84 35H82L81 37L78 36L77 39H79L80 37V42L79 40H76L74 42V38L72 39L73 40V43L74 45L71 44V46L75 47L76 49H79L77 47H80L79 45L82 44L84 41V39H87L88 43L90 42L88 40L87 37H85ZM122 35V34H121ZM123 35H125L123 33ZM162 35V34H161ZM187 35V34H186ZM227 34H225V36H227ZM252 35V34H251ZM260 35V34H259ZM258 35V36H259ZM21 36V35H20ZM40 36L39 39H40ZM76 36V34H75ZM99 36V35H98ZM97 36V37H98ZM102 36V37H101ZM99 38H103V35H101ZM118 36V34H117ZM120 36V35H119ZM194 36V35H193ZM244 36V35H243ZM253 36V35H252ZM6 37V36H5ZM14 37V36H13ZM72 37V38H70ZM94 37V36H93ZM128 37V36H127ZM163 37V36H162ZM178 37V36H177ZM186 37V36H185ZM184 37V38H185ZM228 39L232 40L230 36H227ZM230 37V38H229ZM255 37V36H254ZM67 38V39H66ZM95 38V37H94ZM117 38V37H116ZM125 38V37H124ZM123 38V39H124ZM140 38V37H139ZM182 38V39H184ZM197 38V37H196ZM261 38V36L259 37ZM264 38V37H263ZM4 39V38H3ZM15 39V37H14ZM28 39L30 38H27L26 41L24 43H27ZM33 39V38H31ZM42 39V38H41ZM96 39V38H95ZM104 39V38H103ZM138 39V38H137ZM181 39V38H180ZM187 39V38H186ZM258 39V38H257ZM262 39V38H261ZM18 40V39H17ZM35 40V39H34ZM99 40V39H97ZM106 40V38H105ZM128 40V39H127ZM143 40V39H141ZM196 40V39H195ZM200 40V39H199ZM3 41V40H1ZM0 41V48L3 47V46H9L8 49H0V171L2 170V165L3 163H9L11 164L13 170L15 171L16 175L21 177L22 179L20 180H17V179H14V176L12 177L11 174L9 175H5L3 177L0 178V192L2 193V190L11 186L12 184L14 183H19L20 185V192L19 194L15 197V199H12L9 198V197H4L2 194H0V199L2 198H6L4 199L7 204H5L4 206L2 205L1 206V209H0V264H8V263H11V264H65V262H69L70 264H90L91 261L89 258H87V255L88 254H91L94 259L96 260H101V261H104L105 264H124L123 263V260L120 258L121 255L118 254V250L122 249L123 248V239H122V236L120 235V232H121V227L120 225L114 220L115 216L119 215L120 214V211H117L116 213H112V214H107V215H102L100 216L99 218H89L87 217L86 215H81L79 213H77V211H81V210H77V211H73L71 213H69L68 215H64V216H61L59 215L57 212V206L55 204H53V209H55V211L53 212V209L50 208V207H32L31 203L29 202L32 198H45V199H48V200H52L54 201L55 203L57 202H66V201H79V202H83V201H88V199L90 200H93V201H96L94 196L95 195H104V196H114L115 198L119 199L120 201H123L122 203L126 204V203H129V204H132L133 208L138 210L141 212V216H143L145 219H148L147 221L149 222H157L158 219H161L163 216L165 218V210L164 208L162 207V205L160 206H157L156 204V199H159L163 204H170L174 199H177V195H180L178 193V189H176L175 187H171V184H178V185H184L185 183H187L190 179V176L189 174L191 173L189 167L191 165V162L190 159L188 158V154H191V153H194V151L198 152V157L200 156V158L202 159H205L204 161L206 162V167L205 169L207 170V173L210 172V171H221L222 173V177H224L225 181L223 183L225 184H222L223 187H224V190L223 191H213L212 192V195L213 196H217V200H220V202H234L235 201V198H234V194H231L228 190V188L230 187V185H233L234 184V187L236 186V189L238 188H241L245 185H247V187H249L250 189H253L255 190L256 188V185H257V181H255L253 178H263V176L259 175V176H254L250 171H248L247 169H244L243 168V164H239L238 162H234V161H228L229 159L223 157L222 155H219L215 150L211 149L210 146L208 145H204L202 142V140H207L209 141V139L211 138H207L204 137L205 135H203V138L200 141H195L196 139H192L191 137H187L184 136V133L183 131L181 130V132L179 131V128L178 130L173 128L172 127V123H174V120L173 118L176 117L174 115V113L172 114V112H170L169 110L170 109H167L166 107H163L161 103H159L158 101V104L160 106H157V105H153L151 106L150 104H148L147 100L141 96H136L134 95V91L131 92L129 88H127L120 80L119 81H115V82H112L115 86L117 87H120V88H125L122 92L124 93V95H127L128 97H130L129 99L131 100V97H132V100H133V104L131 105V103L129 101H126V100H119L117 97L119 94H117V96H113V94L111 93L109 95V93H101V86H106L107 82H108V85H110L109 81L111 79H109V81H107L106 79H102V75L99 71L100 67H96L98 65H89L87 63V61L85 60V57H87V55L85 54V51L81 49H79V54H80V58H76V61L72 62L73 61V57L75 58L76 56H74L73 54V57L70 58V55H69V51L68 50V56H69V59H72L71 61L68 60V62L70 61L72 63L73 66H76V67H81L83 69H81V71H86L87 74L88 71L92 72V75L97 76L100 80V82L103 84L101 85L100 83V87L99 86H96V85H93L90 82V80L88 79V81H86L84 77L82 79H73V81L75 80L76 84L75 87L77 88L78 90V97L80 98V100H84V103L83 104H80L75 110H71L68 106V104L70 103V99L69 97H67V93H69V91L71 90H68V89H64L65 87V82L64 81H67L69 79L68 77V69L64 66H60L58 64H50V67L48 69L50 70H41L42 68H38V66H40V64H46V65H49V61L47 59V57L43 56V58L45 57L47 59V61L43 62L42 63L39 61V58H41L42 56L40 55V53L42 51H44V46L39 48L40 50H43L40 52L39 49L37 48V51H36V48H34L35 50H28L27 53L26 52H23V53H19L18 51H20V45H19V50L16 51V49L13 47L12 44H8L6 43L7 45H5L4 43H1ZM22 41V40H20ZM19 41V42H20ZM33 41V40H32ZM44 41V39H43ZM102 41V40H101ZM122 41V40H121ZM148 42L151 43L150 41V37L149 39H147ZM234 41V40H232ZM12 42V41H10ZM92 42V41H91ZM105 42V41H103ZM107 42V41H106ZM105 42V44H107ZM113 42V41H112ZM124 42V41H122ZM135 42V41H134ZM142 42V41H141ZM148 42L145 41V43L143 42V44H148ZM235 43H237L236 45L240 47L243 45H241L239 43L238 45V42L234 41ZM263 42V40H262ZM23 43V42H21ZM51 43V42H50ZM62 43V44H63ZM68 43V44H66ZM209 43V42H208ZM208 43H205L206 46H208L207 44ZM4 44V45H3ZM13 44H16L13 42ZM54 44V42H53ZM53 44H51L50 46H52ZM63 44V45H64ZM94 44H92V46L94 47ZM139 44V43H138ZM159 44V42H158ZM204 44V45H205ZM264 44V43H262ZM28 47L30 46L28 43H27ZM26 45V47H27ZM39 45V44H38ZM37 45V46H38ZM55 45V44H54ZM53 45V46H54ZM62 45V46H63ZM97 45L98 47H102L101 45L99 44H95ZM108 45L109 42H108ZM135 45V44H134ZM156 45V44H155ZM212 45V44H211ZM257 45V44H256ZM261 45V44H260ZM16 46V45H14ZM24 46V45H23ZM58 46V45H57ZM60 46V47H62ZM77 46V47H76ZM89 46V44L87 45ZM91 46V48H92ZM112 46V45H111ZM125 46V45H123ZM122 46V47H123ZM140 46V44H139ZM169 46V45H168ZM217 46V45H216ZM253 46V45H252ZM27 47V49H28ZM59 47V46H58ZM73 47V48H74ZM83 47V45H82ZM81 47V48H82ZM95 50L96 52H94V57H97V56H101V49H98ZM204 47V46H203ZM17 48V47H16ZM30 49L31 46L29 47ZM47 48V51H48V48L49 46L45 47ZM57 48V47H56ZM62 48V49H63ZM84 48V47H83ZM90 48V47H89ZM104 48V47H102ZM143 48V47H142ZM141 48V50H142ZM146 48V47H145ZM205 48V47H204ZM210 49L213 48L212 46L209 47ZM217 48H220L219 46H217ZM68 49V48H67ZM88 49V48H87ZM137 49V48H136ZM147 49V48H146ZM222 49V48H221ZM244 49V47H243ZM245 49L247 50L248 48L245 47ZM255 49V48H254ZM258 49V47H257ZM263 48H261V51H262V54L263 53ZM60 50V49H59ZM105 50V49H103ZM122 51V49H120ZM129 50V49H127ZM150 50L153 51V48H151ZM163 50V49H162ZM171 50V49H170ZM46 51V50H45ZM44 51V52H45ZM56 53L54 55H57V53H61L63 50H60L58 52V48L55 49ZM65 51L67 52V50L65 49ZM64 51V52H65ZM89 50H86V52H88ZM117 51V50H116ZM258 52V50H256ZM260 51V52H261ZM53 51H51L52 53ZM62 55V57L66 54ZM114 52V51H113ZM131 52V50H130ZM143 52V51H142ZM154 52V51H153ZM204 52V51H203ZM229 52V51H227ZM256 52V53H257ZM47 53V52H46ZM111 53V52H110ZM136 53V52H135ZM253 53V52H252ZM42 54V53H41ZM49 51H48V53ZM71 54V53H70ZM106 54L109 55L106 52H104L103 54V58L106 59ZM112 54V53H111ZM147 53H143V55H146ZM157 54V52L155 53ZM205 54V53H204ZM234 55V53H232ZM261 54V56H262ZM114 55V53H113ZM117 55V54H116ZM136 55V54H135ZM150 55V53H149ZM254 55H257L256 57L259 56V54H254ZM254 55L253 58H254ZM59 56V55H58ZM56 56V58L58 57ZM61 56V55H60ZM67 56V55H65ZM64 56V57H65ZM78 56V54H77ZM111 56V55H110ZM134 56V55H133ZM137 56H140V54H138ZM152 56V55H151ZM158 56V55H157ZM237 56V55H236ZM93 57V56H92ZM92 57L90 58V60L92 59ZM120 57V56H119ZM122 57V56H121ZM129 57V56H128ZM239 57V56H238ZM264 57V56H262ZM82 58V59H81ZM107 58L110 60V58L107 56ZM139 58V57H138ZM144 58V56H143ZM147 58V57H146ZM210 58V57H209ZM239 58H242V56H240ZM252 58V59H253ZM260 58V57H258ZM45 59V60H46ZM59 59V58H58ZM68 59V58H67ZM94 59V58H93ZM121 59V58H120ZM119 59V61H121ZM124 59V58H123ZM141 59V58H139ZM155 59V58H154ZM181 59V58H180ZM262 59V58H261ZM259 59L260 61H262L263 63V60ZM9 60H17L19 61L20 63L24 62H29L28 66L24 65V67H20V69H22V71H19V69H15L14 70V73L12 71H10L9 69ZM75 60V59H74ZM95 60V59H94ZM115 59L113 58V61ZM118 60V59H116ZM138 60V59H137ZM142 60V59H141ZM145 60V59H144ZM156 60V59H155ZM158 60H159V57H158ZM183 60V59H182ZM243 60H247L246 58ZM251 59H249L248 61H250ZM63 61V60H61ZM111 61V60H110ZM124 61V60H123ZM143 61V60H142ZM147 61V59H146ZM151 61V60H149ZM157 61V60H156ZM162 62V58L161 60H159ZM141 63V61H139ZM152 62V61H151ZM166 62V61H165ZM251 62V61H250ZM256 62V61H255ZM52 63H53V59H52ZM64 63V61H63ZM104 63V61H103ZM115 63V62H114ZM139 63V64H140ZM143 63V62H142ZM154 63V62H153ZM160 63V62H159ZM243 63V62H242ZM249 63V62H248ZM253 63V62H252ZM67 64V62H66ZM65 64V65H66ZM76 64V65H74ZM92 64V63H91ZM111 64V63H110ZM125 64V63H124ZM136 64V63H135ZM138 64V63H137ZM145 66H147V63L145 62ZM157 64V63H156ZM161 64V63H160ZM238 64V63H237ZM254 64V63H253ZM69 65V64H68ZM67 65V66H68ZM143 65V64H142ZM166 65V64H165ZM221 65V64H220ZM258 65H262V64H259ZM71 66V65H70ZM69 66V67H70ZM72 66V67H73ZM111 66V65H110ZM113 66V65H112ZM115 66V65H114ZM124 66V65H123ZM136 66V65H135ZM173 66V65H172ZM216 66V65H215ZM248 66V64H247ZM257 66V65H256ZM264 66V65H262ZM148 67V66H147ZM154 67V66H153ZM217 67V66H216ZM235 67H238V65H236ZM258 68H260L259 66H257ZM26 68V69H25ZM99 68V69H98ZM108 68H110L108 66ZM114 68V67H113ZM143 68V66H142ZM149 69H152V67H148ZM155 68V67H154ZM159 68V66L157 67V69ZM244 68V67H243ZM247 68V67H246ZM78 69V68H77ZM134 69V68H133ZM146 69V68H144ZM234 69V68H233ZM248 69H249V66H248ZM247 69V73H250ZM264 69V68H263ZM261 69V70H263ZM116 70V69H115ZM121 70V68L119 69ZM138 70V69H136ZM163 70V69H162ZM165 70V68H164ZM214 70V69H213ZM235 70V69H234ZM243 71V69H241ZM250 70V69H249ZM260 70V69H259ZM72 70H70L71 72ZM106 71V70H105ZM114 71V70H112ZM150 71V70H149ZM166 71H169L166 70ZM225 71V69H224ZM233 71V70H232ZM53 74L52 76H55L57 77L58 79L56 81H53L51 82L50 81V77L49 76H46V74L48 73V75L50 74ZM118 72V71H117ZM122 72V70H121ZM127 72V71H126ZM138 72V71H137ZM171 72V71H170ZM170 72H168L170 74ZM174 72V71H173ZM231 72V71H230ZM262 72V71H261ZM78 73V72H76ZM236 73V72H235ZM244 73V71L242 72ZM246 73V75H247ZM106 74V73H105ZM129 74V73H128ZM131 74V73H130ZM172 74V73H171ZM225 74V73H223ZM230 74V73H229ZM228 74V75H229ZM91 75V74H90ZM124 75V74H123ZM153 75V74H152ZM175 75V74H174ZM173 75V76H174ZM245 75V76H246ZM78 76V75H77ZM122 76V75H121ZM233 76H236L235 74H231V77ZM238 76V75H237ZM248 76V75H247ZM250 77H255V75H253L251 73V75H249ZM249 76L247 78H249ZM6 77V79H5ZM8 77V79H7ZM79 77V76H78ZM81 77V76H80ZM102 77V78H101ZM135 77V75H134ZM177 77V76H176ZM223 77H227V76H223ZM230 77V76H228ZM230 77V78H231ZM239 77V76H238ZM251 77V78H252ZM4 78V79H2ZM126 78V77H125ZM153 77H151V80H152ZM178 78V77H177ZM222 78V76L220 77V79ZM245 78V81H246V77H243ZM250 78V80H251ZM262 78V77H261ZM71 79V78H70ZM181 79V78H180ZM218 79V78H217ZM260 79V78H259ZM264 79V78H263ZM262 79V80H263ZM102 80V81H101ZM106 80V81H105ZM127 80V79H126ZM125 80V81H126ZM182 80V79H181ZM223 80V79H221ZM228 80V78H227ZM226 80V81H227ZM261 80V81H262ZM98 81V80H97ZM112 81V80H111ZM110 81V82H111ZM159 82H161L160 80H158ZM163 81V80H162ZM188 81V80H187ZM229 81V80H228ZM227 81V83H228ZM260 81V82H261ZM92 82V81H91ZM136 82V81H135ZM212 82H215L214 79ZM218 82V81H217ZM74 83V82H73ZM111 83V84H112ZM134 83V82H132ZM142 83V82H141ZM156 83V82H155ZM163 83V82H162ZM223 83V82H222ZM257 83V82H256ZM256 83L253 87L256 86ZM17 84L20 85V90H17ZM106 84V85H105ZM112 85H110L109 87L112 89V87H114ZM149 84V83H148ZM147 84V86H148ZM165 84V83H164ZM163 84V85H164ZM185 84V82L183 83ZM216 84V83H215ZM224 84V83H223ZM229 84V83H228ZM245 84H248V83H245ZM251 84V82H250ZM254 84V83H252ZM259 84V83H258ZM261 84V83H260ZM107 85V86H108ZM142 85V84H140ZM182 85V84H181ZM209 85V84H208ZM222 85V84H221ZM244 85L243 84H240L239 86H242ZM263 85H264V81H263ZM130 86V85H129ZM155 86V85H154ZM170 86V85H168ZM236 86V85H235ZM234 86V87H235ZM247 86V85H246ZM250 86V85H249ZM248 86V87H249ZM261 86V85H260ZM196 87V86H195ZM223 87V85H222ZM245 87V86H244ZM247 87V88H248ZM105 88V87H104ZM115 88V87H114ZM131 88V86H130ZM135 88V87H134ZM185 88V86H184ZM187 88V87H186ZM217 88V87H216ZM221 88V87H220ZM231 87H229L227 90H231L230 89ZM263 88V86H262ZM107 89V88H106ZM117 89V88H116ZM189 89V88H188ZM206 89V88H205ZM222 89V88H221ZM226 89V88H225ZM246 89V88H245ZM254 90V88H252ZM264 89V88H263ZM262 89V90H263ZM68 90V91H67ZM133 90V89H131ZM148 90V89H147ZM215 90V89H213ZM235 90V89H233ZM238 90V89H236ZM242 90V89H241ZM114 91V90H113ZM116 91V90H115ZM114 91V92H115ZM180 91V90H179ZM188 91V90H187ZM240 90H238L239 92ZM249 91V89H248ZM259 91V89H258ZM43 92L45 94V92H49L50 95L48 96H51V94H53L52 97H46V95H44V99L43 97L41 99H43V101H39L38 103H35V104H31V105H28V106H25L23 104H20V101L22 100H26V99H29L30 97L33 96V94H39L42 93L41 95H43ZM216 92V91H215ZM250 92H251V89H250ZM264 92V91H263ZM118 93V92H117ZM133 93V94H132ZM193 93V92H192ZM200 93V92H199ZM218 93V92H217ZM243 92H241L242 94ZM249 93V92H248ZM254 93H256L254 91ZM254 93H253V96H254ZM260 93V92H259ZM258 93V94H259ZM197 94V92H196ZM202 94V93H200ZM212 94V93H210ZM222 94H223V91H222ZM241 94H239L241 96ZM115 95V94H114ZM219 95V94H218ZM257 95V94H256ZM148 96V95H147ZM156 96V95H155ZM179 96L183 97V94L179 93ZM194 96V95H193ZM197 96L199 97V95L197 94ZM202 96V95H201ZM205 96V95H204ZM243 96V94H242ZM249 96V95H248ZM252 96V95H251ZM260 96H263V95H260ZM120 97H123L121 96L120 94ZM151 97V96H149ZM147 97V99H151ZM161 97V96H160ZM190 97V96H189ZM196 97V96H195ZM208 97H209V94H208ZM211 97V96H210ZM245 97V96H244ZM154 99L156 98V100L158 99V97H153ZM185 98V97H184ZM200 98V97H199ZM202 98V97H201ZM205 98V97H204ZM207 98V97H206ZM205 98V100H206ZM243 98V97H241ZM257 98V97H256ZM260 98V97H259ZM122 99V98H120ZM214 99L216 100V97H214ZM245 99V98H243ZM252 99V98H250ZM166 100V98H165ZM163 99V102H167L168 101H165ZM181 100V99H179ZM240 100V99H239ZM249 100V98H248ZM247 100V102H248ZM135 101V102H134ZM191 101V100H190ZM208 100L205 101V103L207 102ZM236 101V100H235ZM262 101L264 102V100L262 99ZM153 102L152 99L150 101V103ZM169 102H170V99H169ZM181 102V101H180ZM204 102V101H203ZM213 102V100H212ZM223 102V101H222ZM227 102V101H226ZM225 102V103H226ZM246 102V103H247ZM260 102V103H258ZM258 107H259V104L261 107H264L262 106L261 104V101L258 100ZM166 103V104H167ZM175 103V102H174ZM222 104V105H226V104ZM228 103V102H227ZM154 104V102H153ZM209 104L211 103H208V106ZM220 104V103H219ZM218 104V105H219ZM237 104V103H236ZM235 104V105H236ZM176 105V104H175ZM188 105V104H187ZM203 105V104H202ZM207 105V103H206ZM212 105V104H211ZM215 106V104H213ZM232 105V104H231ZM238 105V104H237ZM247 105V104H246ZM245 105V107H246ZM249 105H252L251 108H253V104H250ZM167 106H170L169 104ZM177 106V105H176ZM185 106V105H184ZM201 106V105H200ZM205 106V105H204ZM203 106V107H204ZM227 106V105H226ZM230 106V105H229ZM244 105H242L243 107ZM257 106V105H256ZM123 107H127L129 112L128 111H124L123 110ZM185 107H188V106H185ZM183 107V108H185ZM197 107H198V104H197ZM202 107V106H201ZM202 107V108H203ZM223 107V106H221ZM228 107V106H227ZM239 107V106H238ZM240 107V108H242ZM255 107V106H254ZM208 108V107H206ZM248 108V107H247ZM250 108V106H249ZM256 108V107H255ZM194 109V108H193ZM220 109V108H219ZM237 109V108H236ZM254 109V108H253ZM8 110V114L6 113H3V111H6ZM192 110V109H190ZM209 110V109H208ZM212 110V109H210ZM231 111V109H229ZM234 110V109H233ZM182 111V110H181ZM184 111V109H183ZM182 111V112H183ZM214 111V110H212ZM222 111V110H221ZM255 111V110H254ZM257 111V109H256ZM259 111V110H258ZM180 112V113H182ZM185 112V113H184ZM183 113L184 114H188L187 111H184ZM191 111H189L190 113ZM197 111H195L196 113ZM216 112V111H215ZM224 112V111H223ZM242 112V110L240 111ZM247 112V110L245 111ZM251 112V111H250ZM264 112V111H263ZM115 114V116L117 118L121 117L125 122L127 119V123H130V121L133 118L134 114L137 113V116H141L140 119H136V120H133L132 123L130 125H133L134 126H131L133 127V130L131 131V128H130V132H123L121 131V134H117V138L121 139V140H125L126 142L128 141H132L133 143H138L139 148L140 147H143V146H147V145H150L152 144L156 151H157V155H159L162 150H173V149H176L178 148L181 153L179 155H181L179 158H175L173 159L172 161H168V162H164V161H161L160 159H158L157 155H152L151 157H146V156H139L137 155V153H135V156L137 157V164L140 168L142 169H151V170H155L156 172H158V174H160L161 178H159L158 176L155 177L156 181L155 182H160V184L164 185V184H167V187H165V189L162 188V190L160 191V189H150V186L148 185V183H145L143 181H139V182H133V181H127L126 184L124 186H121L119 187L117 185V183L121 182L122 179L120 178H114L112 177L111 175H107L106 172H102L100 175H96L95 174V170H94V167H93V163L91 162H88L84 165V168L82 169H78L76 170L75 168L72 169H69V170H63V171H60L59 169H53L51 168L49 165H47V163L45 162V154L44 153H41L38 155V157H36V154H37V151L34 150L33 148V144H31V141L33 140H30L27 138V136H18L15 140L13 139V141L11 142H7L5 140L2 139L1 137V131H6V132H10L12 131L14 128H17V129H21V130H28L29 131V136H33V134L36 133V135L38 134H42L43 132H50V133H55L54 135V143L57 145V147L59 149H61V151H66L68 152V156H66L64 158V161H66V164L69 166V168L73 165H76L78 163H76V158L77 157H86L87 159H89L90 161L93 160L94 156L97 154V150L95 148V145H97L98 147H104V146H107L110 141H111V133L109 134L106 129V123L104 122V120H107V117H108V114ZM182 113V114H183ZM217 113V112H216ZM230 113V112H229ZM228 113V114H229ZM259 113V112H258ZM262 113V112H261ZM259 113V115L261 116L262 114ZM89 114H95L97 118H100L99 121H97L96 123H92V124H86V130H83L79 124H76L74 125L73 122L75 120H81V121H84V118H86L87 116H89ZM110 114V115H111ZM151 114L155 115L158 120L156 121L155 124H148L146 123V119L145 117L147 116H150ZM206 113L204 112V115ZM214 114V113H213ZM227 114V113H226ZM40 116L42 119H41V122L40 123H35V124H29V122L26 120V118L30 119L31 116ZM118 115V116H117ZM177 115V114H176ZM201 115V114H199ZM203 114L201 115L204 116ZM217 115V114H216ZM215 115V116H216ZM218 115H221L223 117L222 114H218ZM248 115V114H247ZM264 115V114H263ZM184 116V115H183ZM207 116V115H206ZM213 116V115H212ZM221 116H218V119L219 117ZM244 116H246V114H244ZM250 116V115H249ZM131 117V118H130ZM186 117V116H185ZM183 117V119L185 118ZM194 117V116H193ZM205 117V116H204ZM214 117V116H213ZM212 117V118H213ZM259 117V116H258ZM63 119V122L62 123H59V122H55L53 119ZM203 118V117H202ZM215 118V117H214ZM224 118L226 119V116H224ZM223 118V119H224ZM250 118V117H249ZM255 118V116H254ZM257 118V117H256ZM183 119H179L181 121H184ZM186 119V118H185ZM198 119V118H196ZM194 118V120H196ZM223 119H220V121H222ZM234 119V118H233ZM237 119V118H236ZM247 120H249L248 118H246ZM261 119V118H260ZM173 120V121H172ZM201 120V119H200ZM205 120V119H204ZM202 120V121H204ZM229 120V119H228ZM225 121L226 123H229V121ZM255 120V119H254ZM254 120H251L249 122H254ZM264 120V118L262 119ZM153 121V120H152ZM197 121V120H196ZM201 121V122H202ZM213 121V120H212ZM216 121V120H215ZM256 121V120H255ZM258 121V120H257ZM186 122V121H185ZM211 122V121H210ZM231 122V120H230ZM189 123V122H188ZM261 123V122H259ZM176 124V123H175ZM184 124V122L182 123ZM205 124V123H204ZM236 122H231V124L229 123L227 126H231V125H235L236 126ZM243 124V123H242ZM177 125V124H176ZM175 125V126H176ZM189 125V124H188ZM211 125V124H210ZM214 125V124H213ZM212 125V126H213ZM218 125V124H217ZM262 125V124H261ZM241 126V125H239ZM238 126V127H239ZM251 126H253V124L251 123ZM250 126V127H251ZM263 126V125H262ZM178 127V126H177ZM181 127V126H180ZM204 127V126H203ZM203 127H202V131L204 132L205 130H203ZM237 127V128H238ZM98 128V130H103L104 133L102 136H98L96 137V139H89L88 138V131H90L91 129H96ZM230 128V127H229ZM235 128V127H233ZM242 129H244L242 126H241ZM263 128V127H262ZM196 129V128H195ZM212 129V128H211ZM215 129V128H214ZM231 129V128H230ZM240 130V128H238ZM246 129V128H245ZM242 130V131H245ZM213 130V129H212ZM220 130V129H219ZM235 130V129H234ZM251 130V129H250ZM176 131V132H174ZM191 131V130H190ZM201 131V132H202ZM215 132H217V130L215 129L214 130ZM247 133H248V130H246ZM245 131V132H246ZM252 131V130H251ZM260 131V130H259ZM187 132V131H186ZM191 132H194L193 130ZM202 132V134H204ZM208 132L207 136H209L210 133H212L213 131H206ZM214 132V133H215ZM176 133V134H175ZM200 133V132H199ZM197 133V134H199ZM188 134V132L186 133ZM224 134V132L222 133ZM257 134V133H256ZM190 135V134H189ZM221 135V133H220ZM249 135H251L249 133ZM259 135V134H257ZM263 135V134H261ZM116 136V135H115ZM199 136H202L201 134H199ZM219 136V134H218ZM213 137V136H212ZM220 137V136H219ZM222 137V136H221ZM115 138V137H114ZM264 138V137H263ZM113 139V138H112ZM116 139V138H115ZM233 140V139H231ZM211 141V140H210ZM230 141V140H229ZM234 141V140H233ZM112 143V142H111ZM115 143V141H114ZM264 144V143H263ZM246 147V146H245ZM217 148V147H216ZM227 148L226 146H224L223 149ZM264 148V147H263ZM21 150L24 152V154H26L27 156L25 157L26 159H30V158H34L35 160L32 162V165L31 166V169H29V167H26V166H23V164L19 161V158L16 157L14 154H13V151L14 150ZM124 149H126L124 147ZM252 151V149H250ZM255 151V150H254ZM54 153V152H53ZM240 154H242L241 152H239ZM187 154V155H186ZM193 155V154H191ZM202 156V157H201ZM233 156L234 158L238 157L237 160L240 159V156H235L233 155V153H230V156L231 157ZM243 156V155H242ZM55 154H51L50 156V159H52L53 161H55ZM245 157V156H243ZM242 157V158H243ZM193 158V157H192ZM232 158V157H231ZM195 160V158H193ZM246 161L249 162L248 159L244 158ZM7 162H4L6 161ZM197 161V160H196ZM199 161V159H198ZM198 161L196 163L193 162V166H196L198 165ZM202 161V160H200ZM203 161V162H204ZM244 161V160H243ZM190 162V163H189ZM204 162V163H205ZM260 162V161H259ZM76 163V164H75ZM202 163V162H201ZM204 163H202L204 165ZM242 163V162H241ZM200 164V163H199ZM250 164V162H249ZM249 164H246L247 166ZM166 165H170V167H166ZM245 165V164H244ZM251 165V164H250ZM204 167V166H203ZM223 167V168H222ZM249 167V166H248ZM208 168L209 171H208ZM222 168V169H221ZM223 170H226V171H223ZM231 170V174L229 171ZM234 170V171H233ZM49 172L48 174H46L45 172ZM210 172V174L213 173ZM233 171V172H232ZM241 171V172H240ZM235 172V173H234ZM238 172H240L245 178H239L241 176H239L240 174H238ZM237 173V174H236ZM239 177H238V176ZM242 176V177H243ZM221 177V179H222ZM247 177L249 179H247ZM50 180L52 179L53 181L51 183H47L45 181L47 180ZM222 179V180H224ZM243 179L245 180H248V181H243ZM70 180V181H69ZM261 180V179H260ZM247 182V183H246ZM164 183V184H163ZM227 184V185H226ZM230 184V185H228ZM77 185H86V187L91 191L89 192L90 194H87L83 191H81L82 189L78 188ZM227 187H226V186ZM134 186H138L137 188H141L143 190H147L148 192L151 193V196H147V197H143L142 199H139L137 198L136 196H134V194L132 193L131 191V188L134 187ZM222 187V188H223ZM257 189V188H256ZM259 189V188H258ZM227 191V192H226ZM261 191V190H260ZM237 192V191H236ZM259 192V191H257ZM262 192V191H261ZM230 193V195H228ZM264 193V191L262 192ZM156 196V197H155ZM237 196V194L235 195ZM239 196V195H238ZM11 201H10V200ZM89 203V202H88ZM180 202L178 201V204ZM181 205V204H180ZM179 205V209L180 211L184 214V215H187L190 216V219L191 221L194 223V225L197 224V222H194L196 220H199L197 217H202V218H211V219H215L221 223H223L225 221V217L223 215V212L220 208L216 207V206H213V207H208L206 204H201L199 206L196 205H190V204H184V205ZM177 206V204H176ZM142 211H141V210ZM144 210V212H143ZM131 211V215L132 214H136L135 210H130ZM259 211V210H258ZM139 212V213H140ZM144 214V215H143ZM257 214V213H256ZM39 215H45L47 216V219L45 220H42L39 218ZM183 215V216H184ZM259 217H261V220L260 221H264L263 217L261 216V214L259 213ZM257 216V215H256ZM127 217H130V216H127ZM163 218V219H164ZM190 219H188V224L190 222ZM193 219V220H192ZM195 219V220H194ZM173 220V219H172ZM151 222V223H152ZM171 222V221H170ZM13 224H16L17 227L15 229H12L11 228V225ZM54 224H57L65 229H69V228H78V229H81L82 232L84 233V235H91L95 232H98L101 230V234H99L97 237H95V239L93 238L92 240H89V239H86V238H75L74 236H70L69 234L71 233V231H67V230H60V229H53V226ZM174 225V224H173ZM190 225V224H189ZM191 228H188L185 230V233L184 234H179L178 235H173V233L171 231L169 232H166L164 234H160V232H158L156 234V236L153 238H151L152 240H155L156 242H161L162 243V240L160 241L158 238L160 237H165L167 238L166 241H171L176 247L178 248H181V247H187L189 249H192V250H196L198 249V252L199 251H202L204 247H212V249H218V246L220 244H218L217 248H216V245H215V242L216 241H221V242H225L227 243L228 245H231V246H235L236 248H238L239 250L241 251H244L245 248H243L244 246L241 245L242 243H240L238 241V238L236 236H238L240 234H238V231L237 229L233 228H224V229H220L219 231L217 232H208L206 231L205 233H198L196 230H194L192 228V226H190ZM198 228V225L196 226ZM243 227V226H242ZM241 227V228H242ZM193 229V230H192ZM244 229V227L242 228ZM61 231V232H60ZM66 232L68 234H65V238H63V240H60L58 238V236L63 233V232ZM60 233V234H59ZM238 234V235H237ZM236 237V238H235ZM235 238V239H234ZM158 239V240H157ZM170 241L166 243V245L170 244ZM264 243V242H263ZM225 244V246L227 245ZM262 244V243H261ZM143 248L144 247H147L148 246V243H143ZM222 246V245H220ZM243 246V247H242ZM261 246V247H260ZM263 246V247H262ZM170 247V246H169ZM229 248H231L230 246H228ZM227 247V248H228ZM259 247L260 249L262 248V252H260L261 255L264 256V244L263 245H260L257 246ZM10 248V251H8V249ZM242 248V249H241ZM251 248L253 249V251L251 252H254V253H258L259 252V248H254L251 246ZM248 247V252L251 253L249 250L251 249ZM255 249V250H254ZM258 252H257V250ZM247 250V249H246ZM219 251L221 254H226V255H230L232 254V251H230L229 249H218L216 250V252ZM261 251V250H260ZM218 252V253H219ZM200 253V252H199ZM247 253L245 256V259H241V258H238V264H253L252 262L249 261V258H250V254ZM212 256H205V255H199V256H196V258H194V256L191 258V256H186V258H183L181 261L184 262V264H226L224 262H219L221 259L220 257L217 255L216 257L214 255H216L215 252H213V254H211ZM219 258V259H218ZM232 261V260H231ZM139 262V261H138ZM141 264H159V261L158 260H154V263H151L150 261L149 262H146V261H143V262H140ZM128 264H133V263H128Z\"/></svg>",
    "mask_w": 264,
    "mask_h": 264
}]
</instances>
